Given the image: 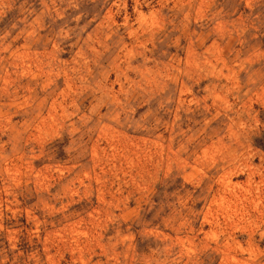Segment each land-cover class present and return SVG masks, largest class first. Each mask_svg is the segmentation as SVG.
Instances as JSON below:
<instances>
[{"label": "rangeland", "instance_id": "obj_1", "mask_svg": "<svg viewBox=\"0 0 264 264\" xmlns=\"http://www.w3.org/2000/svg\"><path fill=\"white\" fill-rule=\"evenodd\" d=\"M0 264H264V0H0Z\"/></svg>", "mask_w": 264, "mask_h": 264}]
</instances>
